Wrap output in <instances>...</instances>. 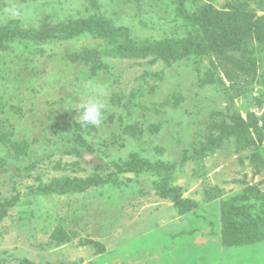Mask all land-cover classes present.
I'll use <instances>...</instances> for the list:
<instances>
[{
	"label": "rangeland",
	"instance_id": "rangeland-1",
	"mask_svg": "<svg viewBox=\"0 0 264 264\" xmlns=\"http://www.w3.org/2000/svg\"><path fill=\"white\" fill-rule=\"evenodd\" d=\"M207 6L264 17V0L185 1L189 13ZM180 10L0 0V29L99 14L144 43L186 36ZM11 43L0 50V264H264V43L171 63L116 55L91 34ZM89 82L106 103L99 126L79 120ZM133 160L153 170L120 172ZM55 180L78 187L48 189Z\"/></svg>",
	"mask_w": 264,
	"mask_h": 264
},
{
	"label": "trees",
	"instance_id": "trees-1",
	"mask_svg": "<svg viewBox=\"0 0 264 264\" xmlns=\"http://www.w3.org/2000/svg\"><path fill=\"white\" fill-rule=\"evenodd\" d=\"M136 1L142 4L144 0ZM185 1L179 0L181 6L179 14L185 19L183 26L187 31L186 36L138 43L132 38L130 30L114 26L104 16L96 14L87 19L68 23H44L35 30H26L18 22L12 23L0 29V50L10 49L11 42L16 38L38 44L91 34L113 46L116 55L127 58L155 56L171 63L192 57H205L213 53L243 50L242 48H247L253 40L264 43V17H258L255 13L240 8L221 11L212 6H207L199 12L189 13ZM151 167L148 161L133 160L124 163L119 169L120 172L137 174L145 170H153ZM77 181L79 180L61 183L60 180H55L47 188L52 189L54 185H58L62 187V192L69 191L78 187ZM80 181L85 184L84 181ZM166 185L167 183L162 185L161 194L175 200L177 204L183 203L178 189H170ZM0 208V219H2L6 210L2 204ZM238 235L240 240L247 239L242 236L243 234ZM226 239L228 240V237Z\"/></svg>",
	"mask_w": 264,
	"mask_h": 264
},
{
	"label": "clouds",
	"instance_id": "clouds-1",
	"mask_svg": "<svg viewBox=\"0 0 264 264\" xmlns=\"http://www.w3.org/2000/svg\"><path fill=\"white\" fill-rule=\"evenodd\" d=\"M93 96L79 105V120L84 126H99L103 120L106 103L99 97L103 95L102 90L89 82Z\"/></svg>",
	"mask_w": 264,
	"mask_h": 264
}]
</instances>
